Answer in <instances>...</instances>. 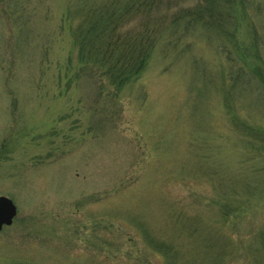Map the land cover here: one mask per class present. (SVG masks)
I'll return each instance as SVG.
<instances>
[{
    "label": "rangeland",
    "instance_id": "rangeland-1",
    "mask_svg": "<svg viewBox=\"0 0 264 264\" xmlns=\"http://www.w3.org/2000/svg\"><path fill=\"white\" fill-rule=\"evenodd\" d=\"M78 1L0 0V196L18 208L0 264H264V195L223 207L262 167L233 113L264 127V0L236 45L194 26L118 91L78 62Z\"/></svg>",
    "mask_w": 264,
    "mask_h": 264
},
{
    "label": "trees",
    "instance_id": "trees-1",
    "mask_svg": "<svg viewBox=\"0 0 264 264\" xmlns=\"http://www.w3.org/2000/svg\"><path fill=\"white\" fill-rule=\"evenodd\" d=\"M85 1L89 4L80 5L78 1L70 10V17L76 19L72 34L78 49V62L86 68L83 72L88 75V79H92L97 72L100 78L108 81L117 91L141 77L158 46L165 57L173 54L172 50L178 45L184 49L185 43L182 40L194 26L224 34L228 47L234 46V43L236 45L237 15L250 17L251 6L256 5V0H202L192 8H178L174 11V0H106L100 5L93 0ZM227 22L231 29H227ZM255 30L253 34L257 36ZM235 47L242 55L245 53L239 44ZM245 75L243 70L233 75L234 83L228 89L229 97L226 98L228 102L234 98L231 93L236 87V81H242ZM200 79L205 93L210 86L209 78L202 72ZM234 114L235 128L242 137V144L247 147L245 160L252 162L258 158L262 167L251 169L252 174H259L255 175L259 182L256 178L252 183L245 181L242 191L234 183L225 189V194L229 192L234 200L240 202V206L223 205L227 211L232 212L248 205L242 204L243 197L255 193L264 195V127L248 123ZM262 235L264 240V231Z\"/></svg>",
    "mask_w": 264,
    "mask_h": 264
},
{
    "label": "water",
    "instance_id": "water-1",
    "mask_svg": "<svg viewBox=\"0 0 264 264\" xmlns=\"http://www.w3.org/2000/svg\"><path fill=\"white\" fill-rule=\"evenodd\" d=\"M17 212V207L10 198L0 197V231L3 227H9L13 224Z\"/></svg>",
    "mask_w": 264,
    "mask_h": 264
}]
</instances>
